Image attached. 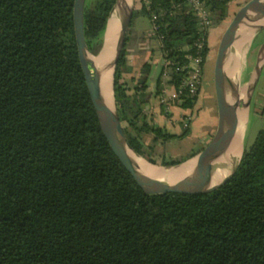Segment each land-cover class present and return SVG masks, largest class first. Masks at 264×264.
Instances as JSON below:
<instances>
[{"label":"trees","instance_id":"16d2710c","mask_svg":"<svg viewBox=\"0 0 264 264\" xmlns=\"http://www.w3.org/2000/svg\"><path fill=\"white\" fill-rule=\"evenodd\" d=\"M206 1L212 27L221 25L234 0ZM116 2L85 1L84 39L94 56ZM139 2L115 66V101L127 143L156 165L157 143L184 139L190 128L176 135L148 120L145 108L157 97L160 77L152 93L145 61L135 86L123 78L133 71L128 34L138 15L151 20L165 12L157 33L144 37L159 38L176 88L197 20L189 9L178 10L185 0ZM73 8L74 0H0V264H264V130L217 190L146 194L101 130ZM197 96L177 106L193 110ZM197 154L161 155V166Z\"/></svg>","mask_w":264,"mask_h":264},{"label":"water","instance_id":"95a60500","mask_svg":"<svg viewBox=\"0 0 264 264\" xmlns=\"http://www.w3.org/2000/svg\"><path fill=\"white\" fill-rule=\"evenodd\" d=\"M85 1L74 0L73 17L78 55L101 130L117 159L146 194L197 195L210 193L220 188L231 178L236 168L234 160L228 156V151L238 136L240 115L244 106L238 89L234 87L228 75L227 56L241 42L240 34L242 32L264 30V0H250L240 8L220 39L214 65V89L218 121L216 132L209 144L199 154L176 166H159L143 160L148 171L157 176L179 175L182 169L191 171L192 177H183L173 184L164 183L141 172L139 163L130 157L126 146L128 143L116 110L115 66L124 46L133 13L134 0H117L110 17L113 12H116L117 20L120 22V31L112 43L106 39L105 32L103 47L97 56L88 51L84 39L83 12ZM129 9L130 13L127 16L126 12ZM105 52L106 54L116 52L112 65L104 60L103 53ZM102 77L105 79L103 85L99 81V78ZM248 103L249 99L246 106ZM201 155L205 156L204 165L202 167L192 166L191 161ZM228 170L229 172L221 180L214 182L218 174Z\"/></svg>","mask_w":264,"mask_h":264},{"label":"rangeland","instance_id":"374dc122","mask_svg":"<svg viewBox=\"0 0 264 264\" xmlns=\"http://www.w3.org/2000/svg\"><path fill=\"white\" fill-rule=\"evenodd\" d=\"M245 1L244 0L233 1L231 7L229 8L228 17L226 18V20L221 25L212 27L211 34L208 38L210 53L208 52V57L206 58V61L204 63L203 89L200 94L201 102H199L197 106V108L199 107V109H195V111H193L192 114L187 115L189 116L190 120L193 121L195 120V125L192 128L194 139L190 138V140L186 142L185 141L182 142V140L181 141L176 140L173 143L170 142L169 144H166L165 146H161L159 143H157L155 154L153 155L154 159L156 160V165L161 166V161H162L160 157L161 155H166L171 159L183 160L192 151H198L199 154L213 138L217 128V127H212V124H214V122L211 119L212 116L217 117V104H216L215 89H214V65H215L217 48L224 31L226 30L227 26L229 25L235 14L239 11L240 8H242L250 0H245ZM132 9L133 11L140 10L139 0H134ZM133 22H134L133 27L128 34L129 42L127 45V50L129 53V63L132 65V68L135 71L134 72L132 71L131 74L123 75V78L129 83L130 86H135L136 83L135 79L139 74L140 65L145 61L151 60L153 65H151L152 70L148 84L149 87L151 86L150 88L152 89L155 83V89H156L157 83L156 81H154V76L156 74L155 70L157 68L156 65L158 64V61L160 59L161 60L163 59L160 51L159 41L155 38L147 39L144 37V35L145 36L150 35L152 28L151 21L147 17L138 15L137 17L134 18ZM119 31H120V22H119ZM251 33L253 34V32ZM263 39H264V32L258 35L257 39L252 45L250 52L246 55V59H245L246 70L244 72V81L251 80V75L255 72L258 47L259 44L263 41ZM244 46L245 48H247L248 45L246 44ZM227 57H230V55H228ZM231 61L232 60L228 61V65H230ZM162 67L163 66H160L159 68L157 79L161 77L160 70ZM154 98L157 99V97ZM246 101L247 100L244 99V104L246 103ZM248 109H249V113L248 116L246 114L245 125L242 128V132H241L242 151L243 148H249L253 144L255 137L259 131L264 130V66L256 71V79L252 82V86L249 94ZM210 111L212 112L210 113ZM166 118L168 119L169 116H166ZM180 121L176 122L177 123L175 124L176 126L174 125V127L178 129L177 131H179L178 135L182 134L184 129H187V128H183ZM171 126H173V123L171 124ZM215 126H217V124ZM146 141L147 144L150 143V140H146ZM238 160H239L238 158L234 159V165L238 164Z\"/></svg>","mask_w":264,"mask_h":264},{"label":"built area","instance_id":"2783aa9c","mask_svg":"<svg viewBox=\"0 0 264 264\" xmlns=\"http://www.w3.org/2000/svg\"><path fill=\"white\" fill-rule=\"evenodd\" d=\"M189 9L197 20L196 38L189 47L191 53L187 56V66L184 68L185 76L178 87H174L171 80L169 63L162 59L163 64L160 70L161 77L158 86L157 102L163 115L168 116L173 107H178L187 98H194L198 95L203 84V72L205 63V52L208 48V36L212 28L211 13L206 0H185L184 4L178 6L179 11ZM165 15V12L153 14L151 18V32L153 36L158 31L157 21ZM159 41V38H158ZM160 47L161 43L159 42ZM190 124L189 116L181 119L183 128H188Z\"/></svg>","mask_w":264,"mask_h":264},{"label":"crops","instance_id":"0c3cea01","mask_svg":"<svg viewBox=\"0 0 264 264\" xmlns=\"http://www.w3.org/2000/svg\"><path fill=\"white\" fill-rule=\"evenodd\" d=\"M234 1H237V0H234ZM232 3L233 2H231L229 4L228 11H229V8L231 7V4ZM211 31H212V28H211V30L209 32V36L211 34ZM251 32H253V34ZM262 32H264V30L257 31V32L248 30V31L242 32L240 34V38L241 39H242V34L243 33H249L250 36H251L249 42L246 43L248 45L247 48H245V46H244L246 44L242 45V41H243V39H242L241 42L238 45H236V47L232 51H230L228 53V55H230V57H227V63H228L229 60H234V59H235V61L237 63V67H236L235 73H230L229 72L228 67H227V63H226V67H227V70H228V75L230 76L234 87H236L238 89V91H239V96H240V99L242 100V103H243L242 105H246V103H247V101H246V103L244 104V101H243V92H244V89L245 88H248V90H247V96L245 98L246 100H248L249 99L250 90H251V86H252V82L256 79V71L259 70L260 68H262L264 66V39H263V41L259 44V47H258V53H257L256 65H255V72L251 75V80L244 81V72L246 70L245 69V59H246V55L250 52V50L252 48V45L254 44L255 40L258 37V35L260 33H262ZM209 36H208V38H209ZM208 49H209V43H208ZM238 52H240V53H238ZM209 53H210V51H209ZM207 57H208V55H207ZM150 63H151V65H153V63H152L151 60H150ZM162 64H163V61L160 59L158 61V64L156 65L157 68L155 70L156 74L154 76V81L157 80V75L159 73L158 71H159L160 66H162ZM129 65L132 67V65L130 63H129ZM132 70H133V72L135 71L133 68H132ZM236 74H237V76H236ZM150 87H149V90L154 93L155 83H154V86L152 87V89ZM202 89H203V84H202V87L199 90V93H198V96H197V101H196V104H195V107H194L193 110H184V109L179 108V107H173L171 109L169 115H168L169 116L168 119L166 118V116L163 115L161 109L159 108L157 99L156 98H152L151 101H150V103L145 108V113H146V116H147L148 120L151 121L154 125H157L159 127L164 128L169 133L178 135L179 134V131H177L178 129H176V127H174V125L177 124L176 123L177 121L178 122L180 121L181 117L183 118V117H185L187 115H190V114H192L193 111H195V109H199V107L197 108V106H198L199 102H201L200 101V94L202 92ZM153 100H154V102H153ZM246 109H247V116H248V113H249L248 106H246ZM211 112L212 111H210V113ZM211 119L214 122V124H212V127H217V126H215L217 124L216 122L218 121L217 117H213L212 116ZM190 121H191V123L189 124L190 135L187 136L184 139H181L182 142L183 141H185V142L186 141H189L190 138H193L194 137L193 136V132H192V128L195 125V120L194 121L193 120H190ZM172 123H173V126H171ZM180 123H181V121H180ZM173 142L174 141H172L171 143H173Z\"/></svg>","mask_w":264,"mask_h":264},{"label":"bare ground","instance_id":"6f19581e","mask_svg":"<svg viewBox=\"0 0 264 264\" xmlns=\"http://www.w3.org/2000/svg\"><path fill=\"white\" fill-rule=\"evenodd\" d=\"M129 13H130V9L127 10V12H126L127 16H128ZM118 33H119V21L117 20L116 12H113L111 17H110V19H109L108 26H107V31H106V39H108V42H111V43L114 42L116 37H117V35H118ZM250 37L251 36H250L249 33H243L242 34V39H243L242 45H244L247 42H249ZM240 52H238V53H240ZM115 56H116V52H112V53H109V54H106V52L103 53L104 60L109 62L111 65L113 63V60H114ZM227 67H228V70H229L230 73H235L236 67H237V63H236L235 59L231 61L230 65H228V63H227ZM109 75H110V73H109ZM236 76H237V74H236ZM104 80L105 79L103 77L99 78V81H100V83L102 85L104 84ZM247 90H248V88L244 89L243 101H244V99L247 96ZM245 92H246V95H245ZM246 114H247V109H246V105H244L243 108H242V113L240 115V125H239V129H238V136H237L236 139H234L232 147L228 151V156L231 159H233V160L236 159V158L239 159V157H240V155L242 153L241 132H242V128L245 125ZM126 146H127L128 150H129L130 157L132 158V160H134V161L139 163V165L141 167V172L146 174L147 176H149L151 178L158 179V180H160V181H162L164 183L173 184L177 180H180L183 177H189V178L192 177L191 174H190L191 171L189 169H182L179 175H171V176H165V177L164 176H157V175H155V174H153V173L148 171V169L146 168V166L144 164L143 159L140 158L137 154L134 153V151L131 149L129 144L128 145L126 144ZM204 157L205 156L201 155V156L198 157L199 159L198 158L193 159L191 161L192 166L198 165V166L202 167V165H204L203 163L205 162L204 161ZM229 170L228 171H222L221 174H218L217 178L214 179V182H218L219 180H221L224 177V175H226L229 172Z\"/></svg>","mask_w":264,"mask_h":264}]
</instances>
